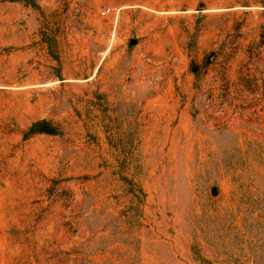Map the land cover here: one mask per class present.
I'll return each instance as SVG.
<instances>
[{
  "label": "rangeland",
  "instance_id": "obj_1",
  "mask_svg": "<svg viewBox=\"0 0 264 264\" xmlns=\"http://www.w3.org/2000/svg\"><path fill=\"white\" fill-rule=\"evenodd\" d=\"M0 264H264V0H0Z\"/></svg>",
  "mask_w": 264,
  "mask_h": 264
},
{
  "label": "built area",
  "instance_id": "obj_2",
  "mask_svg": "<svg viewBox=\"0 0 264 264\" xmlns=\"http://www.w3.org/2000/svg\"><path fill=\"white\" fill-rule=\"evenodd\" d=\"M116 11H117V10H116L115 7H113V6H107V7L102 8V10H101V14H102V15H105V16H108V15H110V14H115Z\"/></svg>",
  "mask_w": 264,
  "mask_h": 264
},
{
  "label": "water",
  "instance_id": "obj_3",
  "mask_svg": "<svg viewBox=\"0 0 264 264\" xmlns=\"http://www.w3.org/2000/svg\"><path fill=\"white\" fill-rule=\"evenodd\" d=\"M136 41L137 40H132V42H136ZM43 126H44V122L39 123L38 126L36 127V131H41ZM217 193H218L217 187L214 186L212 189V194L216 195Z\"/></svg>",
  "mask_w": 264,
  "mask_h": 264
}]
</instances>
